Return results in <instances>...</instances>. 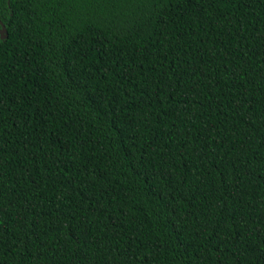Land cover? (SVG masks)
<instances>
[{"label": "trees", "instance_id": "obj_1", "mask_svg": "<svg viewBox=\"0 0 264 264\" xmlns=\"http://www.w3.org/2000/svg\"><path fill=\"white\" fill-rule=\"evenodd\" d=\"M0 19V264H264V0Z\"/></svg>", "mask_w": 264, "mask_h": 264}, {"label": "water", "instance_id": "obj_2", "mask_svg": "<svg viewBox=\"0 0 264 264\" xmlns=\"http://www.w3.org/2000/svg\"><path fill=\"white\" fill-rule=\"evenodd\" d=\"M0 25H1V29H0L1 39L8 38V30H7L6 26L3 24V22L1 21V19H0Z\"/></svg>", "mask_w": 264, "mask_h": 264}]
</instances>
